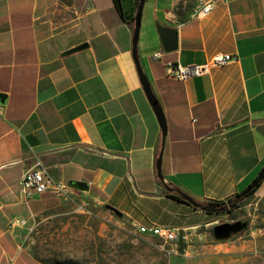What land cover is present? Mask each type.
Listing matches in <instances>:
<instances>
[{"label": "crops", "instance_id": "1", "mask_svg": "<svg viewBox=\"0 0 264 264\" xmlns=\"http://www.w3.org/2000/svg\"><path fill=\"white\" fill-rule=\"evenodd\" d=\"M138 1L0 0V264H44L25 245L28 230L69 201L21 193L37 160L71 200L92 196L137 230L183 231L197 244L187 254L198 244L249 251L238 240L206 243L242 208L210 214L167 197L157 161L163 150V183L196 201L226 202L264 168V0H217L200 17V0H145L137 56L165 115L164 147L133 55ZM157 24L178 30L177 51L164 52ZM219 54L238 59L187 82L167 76L168 63ZM254 195L264 222V182Z\"/></svg>", "mask_w": 264, "mask_h": 264}, {"label": "rangeland", "instance_id": "2", "mask_svg": "<svg viewBox=\"0 0 264 264\" xmlns=\"http://www.w3.org/2000/svg\"><path fill=\"white\" fill-rule=\"evenodd\" d=\"M142 34L141 30L140 37ZM68 200L43 223L37 222L28 230L25 245L44 264H264V222L254 218L258 210L255 213L249 206L257 202L254 194L242 202L240 211L219 221L247 222V230L227 240L250 245L242 254L203 247L206 244H198L187 254L184 246L177 250L174 244L140 234L128 220L116 216L92 196ZM210 235L206 243L216 245L213 232Z\"/></svg>", "mask_w": 264, "mask_h": 264}, {"label": "built area", "instance_id": "3", "mask_svg": "<svg viewBox=\"0 0 264 264\" xmlns=\"http://www.w3.org/2000/svg\"><path fill=\"white\" fill-rule=\"evenodd\" d=\"M217 0H200L199 8L196 12L198 17L207 16L214 8ZM163 57V52H157L154 58L160 60ZM236 56L219 54L215 56L209 64H188L182 65L179 63L167 64V76L174 78L180 82H187L194 78L208 75L210 70L215 67H224L227 64L237 61ZM20 191L27 200L35 195H41L48 191H53L59 196L69 199L70 193L67 185L55 183L47 176V172L42 162L37 160L34 166L26 169L20 180ZM234 221H232L233 223ZM26 224L24 220H15L11 222L12 228H18ZM138 232L142 235L158 238L166 243L174 244L177 250L184 246L186 251L191 247V240L188 235L178 229L163 228V227H138Z\"/></svg>", "mask_w": 264, "mask_h": 264}, {"label": "water", "instance_id": "4", "mask_svg": "<svg viewBox=\"0 0 264 264\" xmlns=\"http://www.w3.org/2000/svg\"><path fill=\"white\" fill-rule=\"evenodd\" d=\"M145 5V0H140L138 10L135 16L134 20V35H133V55L134 59L137 65L138 73L141 79V83L143 85L144 91L147 95V98L153 107L158 122L160 124V127L162 129L163 133V147L165 143V137L167 134V123L165 119L164 112L159 104V101L157 100L156 96L153 93L151 84L143 72V69L139 63L138 56H137V47H138V42L140 38V30H141V22H142V14H143V9ZM157 31L159 38L162 43V47L165 53H172L178 50L179 47V38H178V30L166 27L161 24H157ZM84 46L79 47V49H82ZM6 97L2 94H0V104H3L5 102ZM163 155V150L162 153L159 156V159L157 161V173H158V178L163 181V174H162V156ZM264 180V168L261 170L257 178L251 183V185L241 192L239 194V197H246L248 196L251 192H253L255 189L258 188V186L261 184V182ZM70 187L72 189H75L77 191H88L89 187L86 183L83 182H77V181H72L70 182ZM185 200L191 202L192 200L189 196L184 197ZM108 210L113 212L116 216L122 217V214L114 209L111 206H106ZM247 222H237V223H224V224H219L216 225L213 228V235L218 242H224L227 240H230L234 235L239 233V231L244 230L247 227Z\"/></svg>", "mask_w": 264, "mask_h": 264}, {"label": "trees", "instance_id": "5", "mask_svg": "<svg viewBox=\"0 0 264 264\" xmlns=\"http://www.w3.org/2000/svg\"><path fill=\"white\" fill-rule=\"evenodd\" d=\"M139 3H140V0L138 1V5H139ZM134 20H132V21H134ZM263 182H264V180L261 182V184ZM159 184L166 188L167 197H169L173 200H176L178 202L184 203L186 205H189L191 207H194L197 210H201V211H204V212L210 213V214H221V213H225V212L226 213L227 212H233L237 209H240L242 207V202L246 198L252 196L261 186V184H260L257 189H255L253 192H251L248 196H246L244 198L239 197V194H237V195L229 198L226 202H220V201H212V200L196 201L190 197L192 200V204H191V202L184 199V197L188 196L185 193L168 187L160 179H159ZM247 228H245L243 231L247 230Z\"/></svg>", "mask_w": 264, "mask_h": 264}, {"label": "flooded vegetation", "instance_id": "6", "mask_svg": "<svg viewBox=\"0 0 264 264\" xmlns=\"http://www.w3.org/2000/svg\"><path fill=\"white\" fill-rule=\"evenodd\" d=\"M237 222H243V221H234L233 223H237ZM247 227H248V225H247ZM247 227H246V228H247ZM242 231H243V230H242ZM240 232H241V231H239V233H240ZM239 233H237V234H239ZM237 234H236V235H237ZM234 236H235V235H234Z\"/></svg>", "mask_w": 264, "mask_h": 264}]
</instances>
